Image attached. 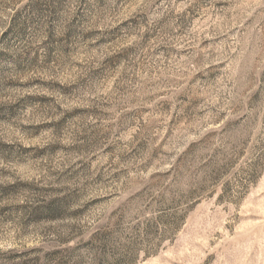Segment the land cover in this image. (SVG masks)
I'll return each mask as SVG.
<instances>
[{"label":"rangeland","instance_id":"obj_1","mask_svg":"<svg viewBox=\"0 0 264 264\" xmlns=\"http://www.w3.org/2000/svg\"><path fill=\"white\" fill-rule=\"evenodd\" d=\"M0 264H264V0H0Z\"/></svg>","mask_w":264,"mask_h":264}]
</instances>
